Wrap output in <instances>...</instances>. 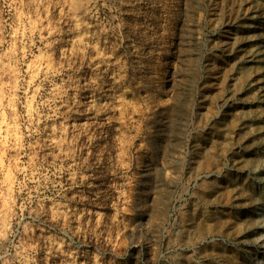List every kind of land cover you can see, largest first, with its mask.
Masks as SVG:
<instances>
[{"label": "rangeland", "instance_id": "1", "mask_svg": "<svg viewBox=\"0 0 264 264\" xmlns=\"http://www.w3.org/2000/svg\"><path fill=\"white\" fill-rule=\"evenodd\" d=\"M0 264H264V0H0Z\"/></svg>", "mask_w": 264, "mask_h": 264}, {"label": "bare ground", "instance_id": "2", "mask_svg": "<svg viewBox=\"0 0 264 264\" xmlns=\"http://www.w3.org/2000/svg\"><path fill=\"white\" fill-rule=\"evenodd\" d=\"M7 182H8V184L10 185L11 181H10V177H9V176L7 177ZM258 226H259V225H258ZM260 227H261V225H260Z\"/></svg>", "mask_w": 264, "mask_h": 264}]
</instances>
